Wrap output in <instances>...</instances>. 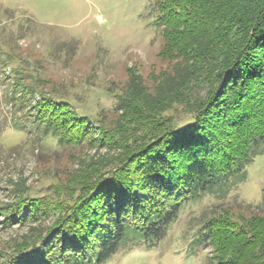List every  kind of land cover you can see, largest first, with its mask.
Listing matches in <instances>:
<instances>
[{
    "label": "trees",
    "instance_id": "obj_1",
    "mask_svg": "<svg viewBox=\"0 0 264 264\" xmlns=\"http://www.w3.org/2000/svg\"><path fill=\"white\" fill-rule=\"evenodd\" d=\"M154 9L167 65L130 74L116 118L85 114L30 77L11 82L18 130L96 153L71 155L76 168L44 195L16 184L2 224L29 229L0 264H103L151 246L190 203L236 187L264 151V0H160ZM235 209L207 219L190 251L211 248L215 264H264V209Z\"/></svg>",
    "mask_w": 264,
    "mask_h": 264
},
{
    "label": "rangeland",
    "instance_id": "obj_2",
    "mask_svg": "<svg viewBox=\"0 0 264 264\" xmlns=\"http://www.w3.org/2000/svg\"><path fill=\"white\" fill-rule=\"evenodd\" d=\"M159 1L0 0V208L14 201L16 184L23 183L32 196L44 195L64 169L76 168L71 155L96 153L88 146L60 148L37 140L32 130H18L8 102L11 82L30 77L41 91L65 95L85 114L116 118L117 96L130 74L147 78L167 65L159 57L162 28L155 24L154 9ZM232 181L238 184L226 194L190 203L162 241L121 249L103 264H215L211 248L192 253L189 246L222 207L264 209V151ZM3 219L0 256L29 229L6 227Z\"/></svg>",
    "mask_w": 264,
    "mask_h": 264
}]
</instances>
